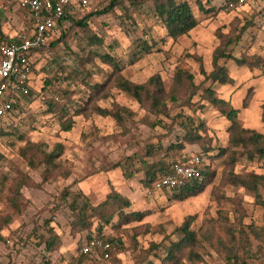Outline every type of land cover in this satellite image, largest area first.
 I'll list each match as a JSON object with an SVG mask.
<instances>
[{"label": "rangeland", "instance_id": "obj_1", "mask_svg": "<svg viewBox=\"0 0 264 264\" xmlns=\"http://www.w3.org/2000/svg\"><path fill=\"white\" fill-rule=\"evenodd\" d=\"M89 1L75 11L76 19L111 0ZM188 1L198 25L177 39L166 35L152 0L139 5L121 0L110 11L89 16L85 27L60 24L55 38L34 54L30 94L0 117V264H71L89 236V230L73 228L78 208L89 211L111 190L131 201L127 215L144 216L125 220L115 213L103 229L105 237L117 240L111 258L94 255L86 264H264V180L249 176L264 178V158H249L244 148L230 145V121L204 97L211 86L239 109L244 127H262L263 122L246 123L245 112L259 117L258 112L262 120L264 0L234 7L229 0ZM16 6V0H0V43L25 22L26 12ZM239 35L230 48L255 65L224 59L234 81L205 79L201 68L213 69L214 50ZM119 75L134 83L159 75L164 106L154 110L151 101L138 102L116 85ZM97 107L124 114L118 119ZM70 117L72 128L63 130ZM190 129H199L200 141L185 138ZM177 143L183 147L168 149ZM57 145L60 154L47 166L43 152ZM147 145H153V154H146ZM206 148L212 174L198 193L179 198L146 180L143 163H171ZM189 217L195 236L186 241L180 226ZM51 228L60 244L50 251L45 241Z\"/></svg>", "mask_w": 264, "mask_h": 264}, {"label": "trees", "instance_id": "obj_2", "mask_svg": "<svg viewBox=\"0 0 264 264\" xmlns=\"http://www.w3.org/2000/svg\"><path fill=\"white\" fill-rule=\"evenodd\" d=\"M131 4L139 5L145 3L149 0H129ZM231 1V0H229ZM154 4V9L156 14L161 18L164 27L166 29V35L173 39H177L178 37L187 35L192 29H194L198 25V20L195 17L193 9L188 0H152ZM121 0H111L110 3L102 8L101 10H95L90 12L88 15L81 19H76L75 11L70 12L69 9L66 10L63 19L60 21V24H63L67 21H71L76 25L81 27H85L87 25V18L92 15H101L113 9L115 6L120 5ZM3 41L9 40L8 36H4ZM240 35L237 36L235 40L228 39L219 45L213 53L212 56V65L213 69L207 73L203 68H201V72L205 75V79H211L212 82H219L220 84H227L234 81V79L229 75L228 70L224 63L221 60L232 59L238 65H248L254 66L255 64L250 60L248 57H238L234 55L232 48H230L231 44H234L239 40ZM1 41V43L3 42ZM100 41V39H97ZM0 43V44H1ZM146 50L151 48V45L148 43L144 44ZM43 48V47H42ZM40 48L38 51H40ZM106 59L114 64L118 68V64L113 60L111 56L107 54ZM35 65V61L33 60V68ZM184 71L180 70L177 72V76L181 77ZM192 79V76H189ZM116 85L130 94L131 96L135 97L138 102L145 103L146 100L152 102L151 107L154 110H160L164 104L162 103L161 95L164 92V88L161 85V79L159 75L151 76L145 83H134L131 80L119 75L116 77ZM30 94V93H29ZM204 97L210 101L214 106L218 107L222 114L230 121V125L228 127V131L230 133V145L232 147H241L245 149L246 155L249 158H253L257 155L259 158H264V131H258L252 128L244 127L238 119L239 109L234 107L229 100H226L216 94V91L211 86H208L205 89ZM17 105V104H16ZM15 105V106H16ZM96 110L98 112H102L103 114H111L118 119H121L124 112L122 109H117L115 112L109 111L108 109L97 107ZM262 122L264 126V103L262 104ZM73 125V119L70 117L68 120L62 122V129L63 130H70ZM203 136L199 133V129H190L187 130L185 134V138L189 139L190 142H197ZM41 146L40 144L36 145V147ZM178 147H183L182 143H177L175 145H170L168 149H176ZM60 145L56 146L50 153L43 152L44 162L47 166L54 165L55 159L60 154ZM210 148H206L204 152H200L201 156H205ZM222 153L225 152V148L221 150ZM154 147L153 145L146 146V154H153ZM190 158V157H189ZM189 158H183L180 160L172 161L171 163L164 162L162 160L144 164V170L146 173V180H149V184L152 186L153 181L161 175L173 171V166L177 162H188ZM235 160V156L232 158ZM33 160L30 159V163L33 164ZM234 162V161H233ZM118 165V163L114 164L113 166ZM209 164H207L203 170L201 177H194L179 187H173L169 190L171 193L176 195L179 198H184L185 196L194 195L201 191L203 187L207 184V179L212 174L209 169ZM251 178L254 177V180L263 181L264 178L261 175L257 174H250ZM238 183H241L244 186H249V182L246 178L238 177ZM256 181V182H257ZM254 181V183L256 184ZM16 193L19 194L20 187L16 189ZM67 196V192L64 194ZM131 206V201L129 198L121 194L116 190H111L105 197L103 201L98 203L97 205L90 204L88 207L89 211L84 207H80L76 213V219L73 223V228L77 230H89V236L86 241L96 237L101 238L105 241L112 242L114 248L116 239L107 238L103 234V229L106 225H109L113 221V217L115 213H119L124 215V219L127 220L128 216L141 219L144 216V213L141 211H132L127 215L125 213L124 208ZM93 218V219H92ZM94 219H97L98 222L95 225V228L91 230ZM192 217L187 218L186 221L180 226V229L184 231V240L194 239L195 233L194 231L190 230ZM60 244L59 235L51 228V237L47 238L45 241L46 248L48 250H53L56 245ZM83 245V244H82ZM82 247V246H81ZM178 248V246L176 247ZM114 249L111 250L110 257L112 256ZM90 257H95L93 253H83L81 252L77 258H74L73 264H86V260L90 259ZM170 258L174 257V250H170L169 256ZM103 258V257H101ZM107 258V259H109ZM105 259V258H103ZM45 264H50V262H46Z\"/></svg>", "mask_w": 264, "mask_h": 264}, {"label": "built area", "instance_id": "obj_3", "mask_svg": "<svg viewBox=\"0 0 264 264\" xmlns=\"http://www.w3.org/2000/svg\"><path fill=\"white\" fill-rule=\"evenodd\" d=\"M26 15L22 27L7 41L0 44V117L10 114L22 96L31 91L34 54L53 40L56 31L69 9L74 12L89 6V0H17ZM248 0H231L229 7L243 5ZM209 161L200 154H193L188 162H177L173 171L156 178L155 190L179 187L194 177H201ZM114 249L112 242L101 238L86 241L81 252L93 253L105 259ZM73 264V263H71Z\"/></svg>", "mask_w": 264, "mask_h": 264}, {"label": "crops", "instance_id": "obj_4", "mask_svg": "<svg viewBox=\"0 0 264 264\" xmlns=\"http://www.w3.org/2000/svg\"><path fill=\"white\" fill-rule=\"evenodd\" d=\"M17 1V0H16ZM17 8L19 7V5H18V1H17V6H16ZM16 32V31H15ZM15 32L13 33V34H9V32H6L7 34H5L6 36H8V38H11L14 34H15ZM248 111H246L245 112V114H246V117H247V115H249L250 116V119H248V120H246V123H249V124H252V123H254V121L255 122H257L258 124H262L261 122H262V120H261V114L260 113H256V114H259V117L257 116V117H255V115L253 114V113H249V110L250 109H247ZM248 112V113H247ZM244 114V115H245ZM253 127V126H252ZM261 128V129H260ZM257 129L258 130H264V126H263V124H262V127H257Z\"/></svg>", "mask_w": 264, "mask_h": 264}]
</instances>
